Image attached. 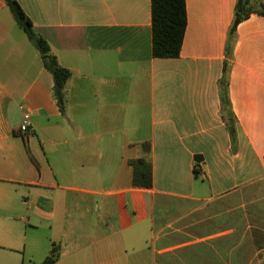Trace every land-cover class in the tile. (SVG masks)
<instances>
[{
    "label": "crops",
    "instance_id": "crops-1",
    "mask_svg": "<svg viewBox=\"0 0 264 264\" xmlns=\"http://www.w3.org/2000/svg\"><path fill=\"white\" fill-rule=\"evenodd\" d=\"M15 1L72 75L61 112L0 0V264L53 244L55 264H264V18L223 77L236 0H185L174 59L151 56V0ZM144 142L150 188L131 181Z\"/></svg>",
    "mask_w": 264,
    "mask_h": 264
},
{
    "label": "trees",
    "instance_id": "trees-1",
    "mask_svg": "<svg viewBox=\"0 0 264 264\" xmlns=\"http://www.w3.org/2000/svg\"><path fill=\"white\" fill-rule=\"evenodd\" d=\"M14 20L23 30L28 40L36 48L43 67L53 79V98L61 112L64 111V89L71 72L61 67L56 57L51 53L49 45L39 37L26 15L15 0H5ZM251 15L264 18V0H236L234 17L229 28L225 46V61L223 64V77L228 72V59L231 58L237 26L247 20ZM187 26V12L185 0H151V56L157 59L178 58ZM224 82L221 81L220 95L223 107L229 108ZM231 139L234 140L235 130L233 116L228 124ZM143 151L147 154L129 162L132 168V185L139 188L152 186V166L148 158L151 151L149 142L142 144ZM59 258V248L53 244L48 256L41 264H55Z\"/></svg>",
    "mask_w": 264,
    "mask_h": 264
},
{
    "label": "built area",
    "instance_id": "built-area-1",
    "mask_svg": "<svg viewBox=\"0 0 264 264\" xmlns=\"http://www.w3.org/2000/svg\"><path fill=\"white\" fill-rule=\"evenodd\" d=\"M29 115L28 114H24L23 118H22V123L21 126L19 128L21 133H26L28 131V128L30 126V122H29Z\"/></svg>",
    "mask_w": 264,
    "mask_h": 264
},
{
    "label": "rangeland",
    "instance_id": "rangeland-1",
    "mask_svg": "<svg viewBox=\"0 0 264 264\" xmlns=\"http://www.w3.org/2000/svg\"><path fill=\"white\" fill-rule=\"evenodd\" d=\"M5 254H8L9 259L11 261L16 260L17 264L20 262L21 255L19 253H5Z\"/></svg>",
    "mask_w": 264,
    "mask_h": 264
}]
</instances>
